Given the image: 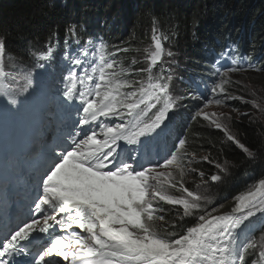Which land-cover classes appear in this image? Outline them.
Instances as JSON below:
<instances>
[{
  "label": "snow or ice",
  "instance_id": "obj_1",
  "mask_svg": "<svg viewBox=\"0 0 264 264\" xmlns=\"http://www.w3.org/2000/svg\"><path fill=\"white\" fill-rule=\"evenodd\" d=\"M77 31L76 24L66 28L73 36ZM151 32L154 46L145 49L150 60L147 67L124 68L120 64L116 57L128 53L130 46H113V59H108L107 46L101 41L99 63L91 72L85 70L84 76H78L69 70L67 76L61 75L62 87L55 86L52 91L41 130V142L52 147L45 153L43 169L34 172L27 213L4 227L0 264H11L16 256L26 257L25 264H246V254L258 244L259 256L264 257V178L258 177V185L254 181L251 188L245 185L248 191L235 197L239 203L220 215H213L218 211L215 208L204 210L200 203L204 198L184 187L186 167L195 173L198 169L191 166L205 161L226 173L229 161H214L210 155L198 160L196 153L189 151L192 145L185 131L189 126H175L179 101L184 97L173 94V77L165 75L162 66L159 74H153V66L162 57L173 55L162 43L169 37L160 32L155 19ZM45 51L51 54L52 50ZM4 54L5 43L0 41V75L5 71ZM74 63L82 65L80 59ZM137 63L136 59L131 61L132 65ZM39 67L44 69L45 65ZM245 70L242 65L220 64L215 69L219 80H214L210 89L212 98H204V108L192 119L202 117L208 121L207 127L223 133L222 143L230 142L247 159L255 160L264 154V146L253 150L232 132L229 116L204 111L212 104L230 106V101L243 100L225 85L230 83V73ZM132 73L147 74L146 80L124 78ZM193 85L187 98L199 100V84L193 81ZM21 90L26 101L33 97L36 89L32 79L27 86L21 85ZM19 94L0 85V111H14ZM251 104L264 112L255 100ZM192 135L193 143L199 144L197 132ZM170 166L179 169V180L158 170ZM198 174L205 177L204 171ZM210 179L220 182L222 176L212 174ZM168 180L173 189L179 184V191L186 196L162 194ZM159 201L182 206V214L177 215L185 223L180 230H176L175 219L165 221ZM197 210L200 214L194 215ZM186 218H193L194 223L188 224ZM154 221L164 223L158 229Z\"/></svg>",
  "mask_w": 264,
  "mask_h": 264
},
{
  "label": "trees",
  "instance_id": "obj_2",
  "mask_svg": "<svg viewBox=\"0 0 264 264\" xmlns=\"http://www.w3.org/2000/svg\"><path fill=\"white\" fill-rule=\"evenodd\" d=\"M263 8L264 0H0V41L5 43V85L13 93L19 91L17 99L24 101L25 93L21 90V85L25 84L23 77H36L43 73L39 65L44 64L40 57L49 54L45 50H58L62 55L68 48L74 49L77 40L83 43L87 39L95 41L99 38L110 55L115 52L113 46H130L128 53H119L116 58L124 68L144 67L148 53L145 49L149 50L153 43L151 30L155 19L160 32L169 37L168 42L163 39L162 42L182 57L179 75L174 82L181 85L182 91L176 90L173 94L184 98L179 101L175 126H189L185 128L192 145L189 151L195 152L198 160L210 155L214 161H229L226 173L216 169L215 163L201 161L193 164L191 167L198 169L197 175L186 186L192 188L190 183L200 178L199 171H204V178L209 183L200 182L199 185L209 190V197L230 199L245 190V185L249 186L258 177L264 176V154L255 160L247 159L237 146L230 142L222 143L223 133L207 127L208 121L202 117L192 119L198 100L189 99L187 95L193 81L211 77L205 66L208 63L207 52L220 56L221 51L226 50L223 47L225 34L233 39L242 37L243 41L235 45L238 59L249 60L257 69H264ZM227 13L234 16L230 19ZM70 24L77 25L75 36L66 32ZM66 39L67 44L64 42ZM218 40H223L221 46ZM72 58L74 56L70 54L68 61L71 64ZM133 59L138 61L136 65L131 64ZM50 64L62 68L52 60ZM258 72L250 73V76L259 81L251 82L252 85L244 87V91L238 89L237 83L226 87L243 100L230 101V106L209 105L205 108V111L217 116H229L232 132L238 134L242 142L253 146V150L264 146V112L251 104L255 100L264 107V70ZM143 75L125 74L124 78L139 80ZM238 76H234L231 82L237 81ZM170 87L173 88L172 85ZM194 132H197L195 139L200 141L199 144L193 143ZM202 137L211 143H204ZM212 174H220L222 180L212 182ZM178 213L171 207L164 212L168 217L165 221L175 219L177 231L185 223ZM186 221L188 224L194 222L193 218H186ZM163 223L156 225L157 228ZM258 250L257 247L246 254V264L255 262L253 254Z\"/></svg>",
  "mask_w": 264,
  "mask_h": 264
},
{
  "label": "rangeland",
  "instance_id": "obj_3",
  "mask_svg": "<svg viewBox=\"0 0 264 264\" xmlns=\"http://www.w3.org/2000/svg\"><path fill=\"white\" fill-rule=\"evenodd\" d=\"M227 16L231 19L234 16V14L233 13L232 14L231 13H227ZM245 73L246 74H241L240 76L237 77V81H239V83H237L238 89H240L242 91L245 90L244 87H248V85L251 86L252 85L251 82L258 80L257 78H254L253 76H250V73L257 74V72H254V71H245ZM29 78L36 79V77H29ZM0 85H2L3 87L6 86L5 83H4L3 75H0ZM53 90H54V88L47 89L46 92H41V95L40 96H38V93H36L33 96L34 98L31 97L28 100L27 107L29 109L33 110V111L34 110L35 111H43L42 110V107H41V105L43 103H47L48 105H51V94H52V91ZM22 107H24L23 104L17 103V105L15 106V110L14 111L20 110V108H22ZM220 107H222V106H220ZM235 112L236 113H239V111H235ZM29 116H31L32 118H36V119H41L42 118L38 114H34L32 111L29 112ZM18 121H22V118L21 117H17V118H15L13 120L12 118H9L8 115L4 111H0V145L2 143H5V146L8 145L7 141H9V140H12L14 142L17 139H20L23 143H25L27 141V138H25V137L18 136L19 138H17L15 135H12V134L10 136L7 135V133H8L9 130H14L12 127H16ZM1 146H3V145H1ZM40 156H43V154H40ZM14 157H15V155H14V153H12V167H13L14 171L16 172V178H17L18 182L20 184H23L24 183V181H23V168L25 167V162H27L28 164H30V166L33 165V164L30 161V159L27 158L26 156H25V158L22 161L16 160ZM38 158H39V155L37 156V160H35L36 162L33 165L34 166L33 169L35 171L37 169H40L39 166L41 165L38 162V160H39ZM42 169H40V170H42ZM170 173L174 177L175 174H179V169L172 170ZM29 174L30 175H35L34 173L33 174L32 173H29ZM255 183H257V182H255ZM247 191L248 190H246L245 192L241 193L240 195H243ZM0 195H1V198H0L1 199V203H6L8 205L9 202H10V199L8 197L10 195H9V193L7 191L2 190L1 185H0ZM234 199L235 198H232V200L226 199V201L227 200H230V201H227L224 204H222L221 205V208L224 205H226L227 203L234 202L235 201ZM205 203H206V201H205ZM206 204H208V203H206ZM206 204L203 205L202 208L204 210L209 209L208 212H211L214 208L215 209L218 208V207L208 206ZM197 212L200 213L199 210H197Z\"/></svg>",
  "mask_w": 264,
  "mask_h": 264
},
{
  "label": "bare ground",
  "instance_id": "obj_4",
  "mask_svg": "<svg viewBox=\"0 0 264 264\" xmlns=\"http://www.w3.org/2000/svg\"><path fill=\"white\" fill-rule=\"evenodd\" d=\"M88 42V41H87ZM168 42V41H167ZM86 43V42H85ZM82 43L80 42V45H81ZM202 57V56H201ZM205 60V59H204ZM63 76H67V75H63ZM57 85L58 86H61L62 87V84H61V81L58 79L57 80ZM36 94V93H35ZM41 95V91H38V96H40ZM34 98V97H33ZM45 105H48L47 103H43L42 105H41V107H42V110L45 112ZM48 106H50V105H48ZM235 111H238V110H235ZM38 120H44V114H42V118L41 119H38ZM35 132H37L36 130H33V134L35 133ZM33 138V137H32ZM39 135H37V136H35V134H34V138H33V140L34 141H36V142H39ZM38 147L42 150V153L45 155V153L49 150V149H47V147H44V146H42V145H38ZM29 159H31V160H37V156L32 152V151H30V154H29V157H28ZM2 173H5V174H8V170H6V169H3L2 170ZM24 175H27L30 179H33L34 181H35V179H36V177H33V176H31V175H28V174H24ZM261 178H264V176L263 177H261ZM12 181V180H11ZM6 183V182H5ZM6 186H8V187H12V190H15L16 191V189L13 187V185H14V183H12V182H8L7 184H5ZM256 185H258V181H257V183H256ZM251 187V186H250ZM246 190H248V189H246ZM245 190V191H246ZM245 191H243V192H245ZM242 192V193H243ZM24 193V192H23ZM241 194V193H240ZM239 194V195H240ZM245 194V193H244ZM16 200L18 201V198H16ZM232 200V199H231ZM235 201L234 202H231V203H227L226 205H224L222 208H221V206L220 207H218L217 209H219L218 211H216V212H214L213 213V215H220V214H226V213H229V212H231V210L239 203V201H237L236 199H234ZM227 201H230V200H227ZM226 201V202H227ZM19 208V206L17 207V209ZM212 212V211H211ZM13 224H9V225H6V226H12ZM3 227V226H2ZM2 232H4V230L2 229ZM260 236H261V234H260Z\"/></svg>",
  "mask_w": 264,
  "mask_h": 264
}]
</instances>
